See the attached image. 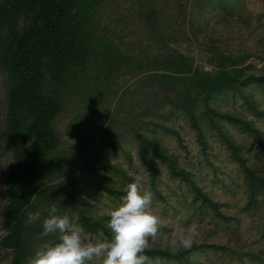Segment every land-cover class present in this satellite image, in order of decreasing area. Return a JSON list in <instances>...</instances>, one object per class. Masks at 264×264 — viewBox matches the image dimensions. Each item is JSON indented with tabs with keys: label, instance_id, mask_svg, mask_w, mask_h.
<instances>
[{
	"label": "rangeland",
	"instance_id": "rangeland-1",
	"mask_svg": "<svg viewBox=\"0 0 264 264\" xmlns=\"http://www.w3.org/2000/svg\"><path fill=\"white\" fill-rule=\"evenodd\" d=\"M95 1L87 0L84 10L88 11ZM98 9L100 29L106 28V38L128 56L181 54L194 68L211 74L220 63L228 65L221 61L224 57L247 67V73L264 76V0H242L238 7L223 6L214 0H101ZM140 9L143 16L139 15ZM118 83L121 93L129 89L132 80L126 75ZM246 92L257 105V112L230 92H224L208 107L227 119L251 122L260 132L259 140L227 119L221 121L224 134L218 132L206 119L202 105L196 109L198 136L181 112L169 108L168 100L160 101L155 118L164 129L152 125L141 128V133L161 140L176 157L178 167L189 173V181L172 176L164 165L151 178L139 158L137 141L130 131L121 132V125L131 127L135 118L130 123V110L123 114L114 107V95H106L93 109L97 117L89 119L90 126L82 134L75 130L74 123L76 116H84L86 107L68 103L52 124L59 144L49 156L63 169H56L45 186H60L63 182L68 189L72 184L79 198L89 204V216L109 220L110 212L121 204L126 186L139 173L145 190L152 193V211L160 219L158 235L149 241L150 250L173 252L170 241L177 222L187 226L195 221L200 232L181 260L155 255L149 258L151 264H264V87L251 85ZM5 98L6 83L0 72V242L7 232L2 225V210L9 200L5 167L12 162L3 145ZM93 129L94 142L84 150L83 133L87 135ZM105 131L118 137L112 145L100 148L99 142H107ZM228 141L239 147L242 164ZM105 164L117 166L112 177L115 188L121 191L119 197L101 189L97 173ZM36 212L41 217L28 238L31 258L36 251L58 242L57 235L41 236L42 222L48 216H43V208ZM64 214L75 217L67 206L57 207L56 215ZM83 235L92 242L107 239L100 229L94 233L83 230ZM183 250L177 246L176 251ZM12 254L0 245V264H11Z\"/></svg>",
	"mask_w": 264,
	"mask_h": 264
},
{
	"label": "trees",
	"instance_id": "trees-1",
	"mask_svg": "<svg viewBox=\"0 0 264 264\" xmlns=\"http://www.w3.org/2000/svg\"><path fill=\"white\" fill-rule=\"evenodd\" d=\"M86 1H0V72L6 83L3 145L12 156V162L5 167L9 200L2 210V225L7 232L0 245L12 251L11 264H29L28 238L36 227L25 222L30 211L40 208L47 217L53 206H67L78 217L77 222L85 232L100 229L111 239L106 227L108 217L89 216V204L79 198L72 184L68 189L63 182L60 186H45L56 169H63L49 156L59 144L52 124L66 104L86 107L84 116H76L74 123L75 130L82 134L90 126L89 119L97 117L93 109L106 95H114V107L123 114L130 110V123L135 118L136 123L131 127L121 125V132L130 131L137 141L139 158L151 178L154 179L159 166L164 165L172 176L184 181H189V173L178 167L176 157L161 140L140 132L148 125L164 129L162 123L155 120L161 100H168L170 109L181 112L198 136L196 109L199 105L203 106L209 124L223 133L221 121L227 117L210 109L208 104L224 92L238 94L251 110H258L246 88L251 85L263 88V75L247 73V67L224 57L221 61L228 65L220 63L218 70L211 74L194 68L181 54L128 56L119 45L106 38V28L100 29L96 16L101 0L90 5L88 11L84 10ZM214 1L238 7L242 0ZM144 14L140 9L139 15ZM150 14L151 11L147 13ZM144 20L149 23V18ZM126 75L132 83L120 93L118 79ZM126 99L131 101L125 104ZM227 120L260 139V132L251 122ZM95 133L94 129L87 135L83 133L84 150L90 149ZM105 134L107 142H99V147L112 145L117 140L115 133L105 131ZM228 143L242 164L239 147ZM113 172H117V166L103 165L97 173L99 183L105 193L119 197L121 191L114 186ZM186 253V250L173 253L167 249L148 250L145 255L181 260Z\"/></svg>",
	"mask_w": 264,
	"mask_h": 264
},
{
	"label": "clouds",
	"instance_id": "clouds-1",
	"mask_svg": "<svg viewBox=\"0 0 264 264\" xmlns=\"http://www.w3.org/2000/svg\"><path fill=\"white\" fill-rule=\"evenodd\" d=\"M121 204L110 212L107 228L111 239L92 242L78 227V217L56 215L53 206L42 222V237L57 235L58 242L36 251L29 264H87L93 260L102 264H151L145 252L150 250V239L159 232L160 219L151 208L152 193L145 190L143 178L138 173L125 188ZM39 212H29L26 224L40 220ZM199 226L193 221L187 226L177 222L170 248L191 249L199 237Z\"/></svg>",
	"mask_w": 264,
	"mask_h": 264
}]
</instances>
